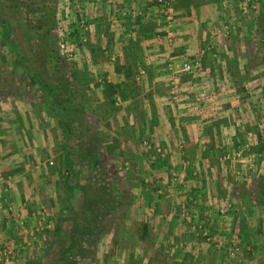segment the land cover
Returning a JSON list of instances; mask_svg holds the SVG:
<instances>
[{"label":"rangeland","instance_id":"rangeland-1","mask_svg":"<svg viewBox=\"0 0 264 264\" xmlns=\"http://www.w3.org/2000/svg\"><path fill=\"white\" fill-rule=\"evenodd\" d=\"M2 23L0 264H264V0H0ZM144 36L181 43L162 77L123 64Z\"/></svg>","mask_w":264,"mask_h":264},{"label":"crops","instance_id":"crops-1","mask_svg":"<svg viewBox=\"0 0 264 264\" xmlns=\"http://www.w3.org/2000/svg\"><path fill=\"white\" fill-rule=\"evenodd\" d=\"M146 4H144L145 6ZM152 12H147L145 16L146 22L150 23L152 21L157 22L156 18H152ZM144 19V21H145ZM168 26L166 28L169 29V22H167ZM165 28V29H166ZM162 29H160L161 31ZM159 31V32H160ZM162 33V32H160ZM139 44L143 46V51L140 55H132L130 59L125 60L126 63H123L128 68H130L133 74H148L149 76H164L167 73V68L172 67L173 62L176 61L179 57L177 52L182 51V47H180V42L176 44L174 42H170L169 39H164L162 36L157 37H140ZM166 70V72H165ZM159 85L156 79L153 80L152 84Z\"/></svg>","mask_w":264,"mask_h":264},{"label":"trees","instance_id":"trees-1","mask_svg":"<svg viewBox=\"0 0 264 264\" xmlns=\"http://www.w3.org/2000/svg\"><path fill=\"white\" fill-rule=\"evenodd\" d=\"M3 29L4 30V34H5V38L6 40H8L9 36L11 35V31H10V28L9 26H7L6 24L2 23L0 24V29ZM63 131V130H62ZM63 134L65 135V132L63 131ZM68 164L71 165L70 161L68 160ZM72 191H73V187L72 186H68V198L70 196H72ZM93 202V201H92ZM92 211L94 214H96L97 216H100L101 215V218H103L104 215L101 214V210L97 207L98 204L97 203H92ZM96 217V216H94ZM94 217H90V218H87L86 220H88V222L92 221V220H97L96 218ZM77 219V218H75ZM87 222V221H86ZM77 224V223H76ZM75 224V225H76ZM87 224V223H86ZM54 232V231H53ZM56 233H58V228L55 230ZM85 234L83 232H80L78 227H74V230L72 232V234L70 235V238H71V241H70V245L67 249H66V252L70 251L73 247H74V242H76L77 239H80V237H83Z\"/></svg>","mask_w":264,"mask_h":264},{"label":"built area","instance_id":"built-area-1","mask_svg":"<svg viewBox=\"0 0 264 264\" xmlns=\"http://www.w3.org/2000/svg\"><path fill=\"white\" fill-rule=\"evenodd\" d=\"M198 66H199V62L198 61H194L192 63H189V64L185 65L184 70L186 72H191V71L195 70L196 68H198Z\"/></svg>","mask_w":264,"mask_h":264}]
</instances>
